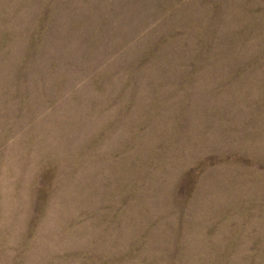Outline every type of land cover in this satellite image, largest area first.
Segmentation results:
<instances>
[{"label": "rangeland", "instance_id": "1", "mask_svg": "<svg viewBox=\"0 0 264 264\" xmlns=\"http://www.w3.org/2000/svg\"><path fill=\"white\" fill-rule=\"evenodd\" d=\"M0 264H264V0H0Z\"/></svg>", "mask_w": 264, "mask_h": 264}]
</instances>
